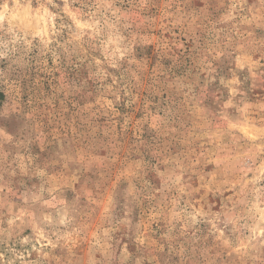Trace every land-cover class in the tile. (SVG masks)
Returning a JSON list of instances; mask_svg holds the SVG:
<instances>
[{"label": "rangeland", "instance_id": "obj_1", "mask_svg": "<svg viewBox=\"0 0 264 264\" xmlns=\"http://www.w3.org/2000/svg\"><path fill=\"white\" fill-rule=\"evenodd\" d=\"M0 264H264V0H0Z\"/></svg>", "mask_w": 264, "mask_h": 264}]
</instances>
